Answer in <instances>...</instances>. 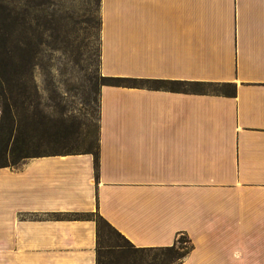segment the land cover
I'll return each instance as SVG.
<instances>
[{"label":"crops","instance_id":"obj_1","mask_svg":"<svg viewBox=\"0 0 264 264\" xmlns=\"http://www.w3.org/2000/svg\"><path fill=\"white\" fill-rule=\"evenodd\" d=\"M105 76L90 151L0 165V264H98L102 215L178 264H264V0H101Z\"/></svg>","mask_w":264,"mask_h":264},{"label":"rangeland","instance_id":"obj_2","mask_svg":"<svg viewBox=\"0 0 264 264\" xmlns=\"http://www.w3.org/2000/svg\"><path fill=\"white\" fill-rule=\"evenodd\" d=\"M6 1L10 7L0 0V164L95 150L103 82L100 0ZM2 20L10 23L7 38ZM100 241V264L179 262L175 250L141 249L105 223ZM181 246L190 244L179 234L176 250Z\"/></svg>","mask_w":264,"mask_h":264},{"label":"trees","instance_id":"obj_3","mask_svg":"<svg viewBox=\"0 0 264 264\" xmlns=\"http://www.w3.org/2000/svg\"><path fill=\"white\" fill-rule=\"evenodd\" d=\"M2 2L4 4L5 8L6 7H10V3L8 1L2 0ZM2 24H3V33H4L5 37L7 38L8 37L7 36L8 35V30L10 28V23H9L8 20H2ZM100 25H101V23H100ZM102 79H103L102 84L103 83H111V84H122V83H126V84L127 83L128 84H150V85H154V86H157V87H169V88H172V89H195L197 91L206 90V88L203 87L204 85H212L213 86L212 90H217V91L223 89L224 86L228 85V84L224 85V84H216V83H201V82H197V83H195L194 86L185 87L183 82L182 81H178V80L144 79V78L118 77V76H105V75H102ZM10 90L13 92V87H12V89L10 88ZM86 151H90V152H93L95 154L96 167H97L98 166V144H97V148L95 150H86ZM94 218L96 219L97 224H98L97 255H98V264H100V254H101V250L103 248V245L101 244V241H100V227H101V223H105V224H108V225H110V223H108V221L100 214H96V216H94ZM118 233L121 236H123L120 232H118ZM180 234H181L182 240L184 242H190L191 241V239H190V237L188 236L187 233L182 232ZM125 239L128 240L127 238H125ZM176 241H177V239H176ZM131 244H133V243H131ZM139 248L144 249V250L163 249V250H167V251L171 252L172 254H174L173 252L176 251L177 252V256H178L179 259H181L184 256H186L187 253L190 251V246L185 248V250H184V246H181V248H183V251H181V252L179 250L177 251L176 250V242L173 245H170V246H153V247H139Z\"/></svg>","mask_w":264,"mask_h":264}]
</instances>
